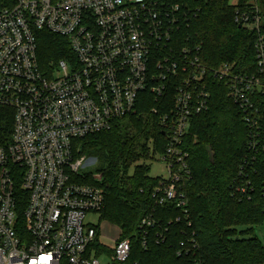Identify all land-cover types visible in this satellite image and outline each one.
Wrapping results in <instances>:
<instances>
[{
	"label": "built area",
	"instance_id": "2783aa9c",
	"mask_svg": "<svg viewBox=\"0 0 264 264\" xmlns=\"http://www.w3.org/2000/svg\"><path fill=\"white\" fill-rule=\"evenodd\" d=\"M231 5L236 23L256 35L251 73L231 63L204 65L202 44L185 38L184 5L0 0V108L14 110L15 121L11 140L0 145V264H102L104 253L93 249L104 246L101 228L89 217L101 215L106 197L83 174L97 160L81 156L76 142L138 114L148 92L163 102L152 113L167 139L160 161L168 176L155 188L156 205L189 215L184 184L193 175L185 139L194 117L210 109L209 77L225 86L249 133L232 195L251 201L260 192L264 199V0ZM44 30L69 39L74 57L42 70ZM153 225L147 217L140 228ZM108 250L112 264L125 263L132 244L119 239Z\"/></svg>",
	"mask_w": 264,
	"mask_h": 264
},
{
	"label": "trees",
	"instance_id": "16d2710c",
	"mask_svg": "<svg viewBox=\"0 0 264 264\" xmlns=\"http://www.w3.org/2000/svg\"><path fill=\"white\" fill-rule=\"evenodd\" d=\"M147 1L185 6L189 13L185 38L202 44L205 66L218 68L231 63L243 72L256 69V35L236 23L231 0ZM73 57L69 39L47 30L38 33L42 70ZM208 81L212 92L210 109L194 117L185 139L193 175L184 184L189 215L174 205H156L153 195L162 179L151 177L150 167L141 165L131 174L132 167L143 159H155L158 153L165 152L167 139L159 118L152 113L154 108L163 107L161 99L149 92L144 94L138 114L123 118L122 124L117 123L108 132L76 142L81 156L97 160L96 169L86 179L105 193L102 219L121 227L120 241H131V258L118 264H264V245L253 229L242 230L264 224V199L258 192L251 201L240 200L233 197L231 189L246 156L248 128L225 86L212 77ZM173 98L171 92L166 101L172 105ZM127 121L134 125L136 133L124 124ZM14 122V110L1 107L0 145L11 140ZM152 142L156 146L153 153L149 149ZM95 174L101 177L100 182ZM147 217L154 219L155 225L141 230ZM95 246L98 256L110 252L109 247L98 242Z\"/></svg>",
	"mask_w": 264,
	"mask_h": 264
},
{
	"label": "rangeland",
	"instance_id": "374dc122",
	"mask_svg": "<svg viewBox=\"0 0 264 264\" xmlns=\"http://www.w3.org/2000/svg\"><path fill=\"white\" fill-rule=\"evenodd\" d=\"M53 67L52 65L50 66V68ZM126 124L127 127H130V131H132V133H136L135 131L133 132V128L134 125H132L130 122H126L124 123ZM145 140H141V143L144 144ZM155 143L152 142L149 146V149L151 150V152L153 153L155 150ZM79 152H81V148L78 147ZM161 155L160 153H158L156 155V158L153 159V156L150 159H143L142 161H140V163L134 165L132 167L131 170V174H133L136 170L137 167L141 166V165H146L148 167L151 168L150 171V176L153 178H167L168 173H167V169L165 167V165L163 164V162L160 161ZM89 159H93L91 157H89ZM94 160H92L90 163H93ZM94 164H91L87 169L86 172H84L83 174H88L90 173V171H93L94 169H96ZM99 175V174H95L94 178ZM89 222H92V224L99 226L101 228V236H100V241L101 243L106 246L109 247L110 249H114L116 246V242L121 238V227L117 226L116 224L107 221V220H103L102 219V214L101 215H92L89 217ZM253 229V233L254 236H256L260 242L264 245V224L263 225H254L250 228L246 227L243 228L242 230H247V229ZM251 235H246L245 237H249ZM94 251L97 255L98 253V248L96 246H94ZM104 254L100 257V261L102 264H112L113 263V259H112V255L111 253H106L103 252Z\"/></svg>",
	"mask_w": 264,
	"mask_h": 264
}]
</instances>
